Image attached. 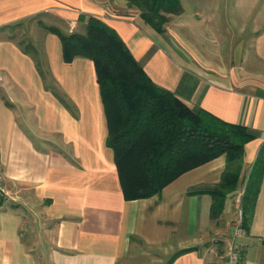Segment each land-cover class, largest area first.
I'll list each match as a JSON object with an SVG mask.
<instances>
[{"label":"crops","instance_id":"1","mask_svg":"<svg viewBox=\"0 0 264 264\" xmlns=\"http://www.w3.org/2000/svg\"><path fill=\"white\" fill-rule=\"evenodd\" d=\"M233 1L227 15L228 0H181L158 33L127 0H0V264H221L230 241L236 264H264V169L235 234L264 145V0ZM89 16L117 31L155 84L245 126L253 138L241 161L222 155L154 196L125 199L94 63L65 62L46 28L83 31ZM38 21L42 42L28 50L18 30L31 34ZM226 172L238 179L212 218Z\"/></svg>","mask_w":264,"mask_h":264},{"label":"trees","instance_id":"2","mask_svg":"<svg viewBox=\"0 0 264 264\" xmlns=\"http://www.w3.org/2000/svg\"><path fill=\"white\" fill-rule=\"evenodd\" d=\"M156 32L163 33L170 16L181 12V0H127ZM83 31L62 33L63 58L93 61L108 123L107 146L114 153L123 195L127 200L154 196L183 173L225 155L228 165L241 161L244 145L253 138L245 126L226 123L203 109L193 110L173 92L155 84L128 46L104 20L89 16ZM264 169L261 147L250 187L244 194L245 228L252 215ZM238 174L226 172L211 192L212 218L222 211ZM173 259L170 261L172 262Z\"/></svg>","mask_w":264,"mask_h":264},{"label":"rangeland","instance_id":"3","mask_svg":"<svg viewBox=\"0 0 264 264\" xmlns=\"http://www.w3.org/2000/svg\"><path fill=\"white\" fill-rule=\"evenodd\" d=\"M230 3H228L227 5H226V7H227V10H225L226 11V14L228 15H230L232 12H233V8H234V1L233 0H228ZM45 20V22L47 23V24H49L50 23V21H48V19H44ZM23 28L24 27H20L19 28V30H18V34H17V39L18 40H20L21 42H22V44L28 49V50H30L29 48V46H27V43H28V41L29 40H31V41H33V43H35V45L36 44H40L42 41L40 40V38H42L41 37V35H35V33H39V32H41V29H43L44 30V28H43V26H42V24H40V21H38V22H35L34 24H32V25H30L29 26V29H31V34H29V33H25L24 32V30H23ZM37 33V34H38ZM211 45V44H210ZM235 244V246H236V248L238 249V247H237V244L236 243H234ZM238 251H239V249H238Z\"/></svg>","mask_w":264,"mask_h":264},{"label":"built area","instance_id":"4","mask_svg":"<svg viewBox=\"0 0 264 264\" xmlns=\"http://www.w3.org/2000/svg\"><path fill=\"white\" fill-rule=\"evenodd\" d=\"M3 81V77L0 76V82ZM3 169H2V164L0 162V194H4L5 193V185H4V179H3ZM242 213L240 212V220L236 225L235 228V234L239 235L242 232V228H241V221H242ZM241 258V254L238 251V249L236 248L235 244L230 241L227 242L226 245V259L224 262H222L221 264H236L240 261Z\"/></svg>","mask_w":264,"mask_h":264}]
</instances>
